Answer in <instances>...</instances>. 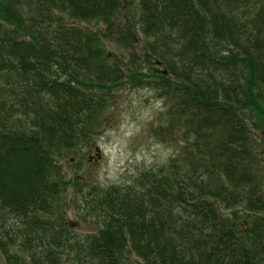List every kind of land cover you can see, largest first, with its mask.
Here are the masks:
<instances>
[{"label": "trees", "instance_id": "obj_1", "mask_svg": "<svg viewBox=\"0 0 264 264\" xmlns=\"http://www.w3.org/2000/svg\"><path fill=\"white\" fill-rule=\"evenodd\" d=\"M123 4L0 0L2 263L123 264L128 250L143 264H264L254 216L264 179L255 182L248 126L264 132V0H139L132 32L161 69L132 59L128 81L170 103L152 131L181 153L130 185L87 191L98 229L71 243L59 157L90 137L125 83L103 47ZM89 23L105 31L79 26Z\"/></svg>", "mask_w": 264, "mask_h": 264}, {"label": "rangeland", "instance_id": "obj_2", "mask_svg": "<svg viewBox=\"0 0 264 264\" xmlns=\"http://www.w3.org/2000/svg\"><path fill=\"white\" fill-rule=\"evenodd\" d=\"M138 4L139 0H124L123 8L119 11L121 16L114 22L115 35L103 43L105 57L108 58L106 66L121 67L124 85L114 89L113 94L108 97L105 108L98 117L99 124L93 127L90 137L77 145L75 150L62 153L59 157L62 180L65 183L59 203L63 212L61 217L64 218L66 227L70 229L71 243L96 233L98 229V225L92 220L95 213L92 215L86 211L84 203L81 202L87 191L99 193L110 186L130 185L139 172L157 170L173 155L177 157L181 153V142L175 144L160 142V138H156L152 131L153 127L160 124L162 127L165 126L168 119L165 108L170 103L168 101L166 103L164 97H159L157 90L143 83L133 84L128 81L133 71L129 65L132 59L139 58L140 63L136 70L161 69L156 66L152 56L145 54V37L143 39L138 32H132L135 18L139 17ZM79 26L91 31H105L103 25L96 26L94 23ZM125 31H131L133 34L130 37L124 34ZM107 38L109 37L106 36L105 39ZM134 44L136 46H132ZM208 46L209 49L212 46L209 39ZM133 52L136 54H132ZM189 56L192 58L193 55ZM261 92H264V84L261 86ZM248 126L251 136H255L258 141L251 152L252 157L261 160L251 164L256 173L257 183L258 178L264 179V132L255 128L252 123H248ZM254 216L264 221V212L256 213ZM237 222L239 223L240 219ZM0 264H3L1 256ZM123 264L143 263L127 250Z\"/></svg>", "mask_w": 264, "mask_h": 264}]
</instances>
